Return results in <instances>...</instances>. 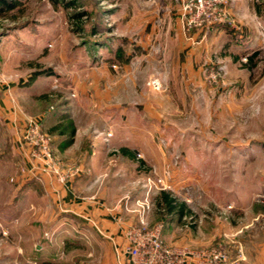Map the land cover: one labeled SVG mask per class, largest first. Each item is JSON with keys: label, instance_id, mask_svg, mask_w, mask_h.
<instances>
[{"label": "rangeland", "instance_id": "obj_1", "mask_svg": "<svg viewBox=\"0 0 264 264\" xmlns=\"http://www.w3.org/2000/svg\"><path fill=\"white\" fill-rule=\"evenodd\" d=\"M182 6L0 0V258L27 246L32 206L51 199L24 138L30 119L59 168H74L42 123L61 112L54 127L69 140L78 123L90 140L136 146L122 190L148 191L155 224L171 219L155 202L169 191L190 210L175 232H196L192 247L264 264V0H220L200 19ZM56 238V264H111L108 243Z\"/></svg>", "mask_w": 264, "mask_h": 264}, {"label": "crops", "instance_id": "obj_2", "mask_svg": "<svg viewBox=\"0 0 264 264\" xmlns=\"http://www.w3.org/2000/svg\"><path fill=\"white\" fill-rule=\"evenodd\" d=\"M69 116L76 121L71 111ZM62 118L61 112H54L44 116L42 123L47 128L53 125L50 130L51 145L58 160L73 165L76 172L65 183H59L52 177L44 179L43 189L51 197L49 204L36 203L32 206L30 224L33 230L29 236L20 239V243L27 246H19L15 253L2 254L0 264H30V261H34V264H56V237L62 238V241L74 238L88 243H108L111 247L108 257L111 264H131L123 249L126 242L124 230L129 224L138 222V214L128 210L135 207L138 197L126 198L128 196L126 190H122V184L131 174V168L126 169V164L133 163V171H136L134 150L137 148L124 145L118 151L113 143L109 146L102 141L90 140L85 135L86 127L78 123H75L76 130L69 140L66 134H58V129L54 127ZM107 147L116 149L114 152L117 153H108ZM122 148L132 156L123 154ZM42 193L45 192L40 189L39 194ZM144 195L145 192L142 197ZM168 215L171 219H166L162 224L163 242L169 246L197 249L192 247L196 243V232L190 230L180 236L177 231L176 234L175 223L180 219L175 214ZM146 220L150 226L155 224L148 213ZM89 228L92 234L86 230ZM46 229L53 231L52 239L42 235Z\"/></svg>", "mask_w": 264, "mask_h": 264}, {"label": "built area", "instance_id": "obj_3", "mask_svg": "<svg viewBox=\"0 0 264 264\" xmlns=\"http://www.w3.org/2000/svg\"><path fill=\"white\" fill-rule=\"evenodd\" d=\"M220 0H182L183 16L200 19L205 12L214 8ZM150 83L158 85L156 79ZM31 145L32 165L41 175H49L59 183H65L76 172V168L60 169L50 147V137L40 130V122L30 119L25 135ZM135 207L129 208L138 214V222L129 224L124 230L126 242L124 252L131 264H234L225 250L221 248H198L169 246L161 238L162 224L150 226L146 214L150 210L148 191L142 199L135 201Z\"/></svg>", "mask_w": 264, "mask_h": 264}, {"label": "trees", "instance_id": "obj_4", "mask_svg": "<svg viewBox=\"0 0 264 264\" xmlns=\"http://www.w3.org/2000/svg\"><path fill=\"white\" fill-rule=\"evenodd\" d=\"M121 152L132 156L126 149L122 148ZM155 202L158 210L165 212L166 214H175L178 219H182L186 214L190 213L184 202L178 201V199L169 191L161 190L155 198Z\"/></svg>", "mask_w": 264, "mask_h": 264}]
</instances>
